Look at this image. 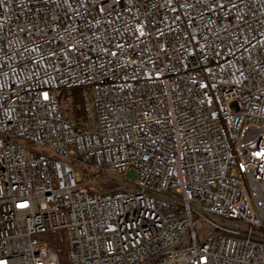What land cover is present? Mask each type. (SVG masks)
I'll use <instances>...</instances> for the list:
<instances>
[{
    "label": "built area",
    "instance_id": "1",
    "mask_svg": "<svg viewBox=\"0 0 264 264\" xmlns=\"http://www.w3.org/2000/svg\"><path fill=\"white\" fill-rule=\"evenodd\" d=\"M55 230L68 264H264V0H0V264H60Z\"/></svg>",
    "mask_w": 264,
    "mask_h": 264
},
{
    "label": "trees",
    "instance_id": "2",
    "mask_svg": "<svg viewBox=\"0 0 264 264\" xmlns=\"http://www.w3.org/2000/svg\"><path fill=\"white\" fill-rule=\"evenodd\" d=\"M74 100L72 102L75 115H87L86 99L83 90L77 89L73 92ZM42 237L56 250L59 256L60 264H68V238L64 230L49 231Z\"/></svg>",
    "mask_w": 264,
    "mask_h": 264
},
{
    "label": "rangeland",
    "instance_id": "3",
    "mask_svg": "<svg viewBox=\"0 0 264 264\" xmlns=\"http://www.w3.org/2000/svg\"><path fill=\"white\" fill-rule=\"evenodd\" d=\"M83 94H84V97H85V93L83 92ZM86 99V98H85ZM60 101H61V103H62V107H63V109L65 110V112H66V110L68 111V109H69V100H68V94H67V91H65L63 94H62V96L60 97ZM86 107H87V116H88V112H89V107H88V101L86 100Z\"/></svg>",
    "mask_w": 264,
    "mask_h": 264
}]
</instances>
